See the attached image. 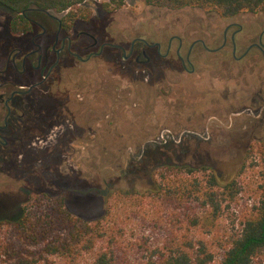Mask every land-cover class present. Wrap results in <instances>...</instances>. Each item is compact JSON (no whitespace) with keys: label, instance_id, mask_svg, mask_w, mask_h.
Returning a JSON list of instances; mask_svg holds the SVG:
<instances>
[{"label":"rangeland","instance_id":"obj_1","mask_svg":"<svg viewBox=\"0 0 264 264\" xmlns=\"http://www.w3.org/2000/svg\"><path fill=\"white\" fill-rule=\"evenodd\" d=\"M106 1L86 2L90 19L77 20L68 32L75 36L87 31L99 43H120L128 51L134 38L143 37L161 42L163 53L170 36L181 35L183 56L197 37L211 34L206 42L213 48L222 42L226 19L215 12L157 8L145 0H125L121 8L107 10ZM47 14L30 12L29 17L52 32L65 13ZM13 16L0 7V69H5L10 51L22 49L24 54L35 49L31 36L11 35ZM236 18L242 22L256 17L246 12ZM41 31L34 26L32 34ZM51 39L36 40L46 45ZM79 39L92 43L85 35ZM177 45L174 40L167 58L148 49L150 59L144 62L135 56L124 59L112 48L86 62L70 58L29 93L21 131L11 134V128L9 145L0 146V218L15 217L29 197L46 192L65 195L75 215L93 219L111 191L148 188L156 172L170 164L210 168L224 183L237 180L242 191L233 206L236 210L255 203L264 180L257 153L264 141V95L257 89H264V60L255 72L251 67L242 72L229 54L208 53L197 45L192 54L196 71L190 73L181 68ZM98 50L99 45L80 53L86 57ZM8 79L28 87L42 76L29 67L26 74H19L10 65L2 77ZM243 84L256 86L249 101L240 92ZM230 214L231 219L226 214L221 219V228L239 229V223L232 222L236 215ZM203 225L193 234L208 241L219 259L224 232ZM163 227L146 222L133 237L161 246L170 225Z\"/></svg>","mask_w":264,"mask_h":264},{"label":"trees","instance_id":"obj_2","mask_svg":"<svg viewBox=\"0 0 264 264\" xmlns=\"http://www.w3.org/2000/svg\"><path fill=\"white\" fill-rule=\"evenodd\" d=\"M92 1L0 0V7L14 13L9 30L20 38L33 30L30 12L65 13L61 25L70 30L77 20L90 19L84 4ZM145 2L171 10L200 8L223 18L264 11V0ZM124 3L107 0L104 6L115 10ZM257 153L264 169V141ZM208 169L164 165L148 188L111 191L103 210L93 219L75 215L67 207L65 195L37 193L23 202L18 215L0 218V264H264V180L258 186L256 202L239 211L233 208L242 191L239 182L224 183ZM230 212H238L232 222L239 223V229L221 228V219L225 214L231 219ZM146 222L160 229L170 225L163 245L139 236L134 239V232ZM203 224L224 232L219 259L208 241L193 234Z\"/></svg>","mask_w":264,"mask_h":264},{"label":"flooded vegetation","instance_id":"obj_3","mask_svg":"<svg viewBox=\"0 0 264 264\" xmlns=\"http://www.w3.org/2000/svg\"><path fill=\"white\" fill-rule=\"evenodd\" d=\"M44 13L47 14L46 11ZM250 13L256 17L254 20L240 22L236 20L237 15L225 18L226 23L223 29L222 42L219 46L213 48L209 45L210 43H207L209 42L207 40L212 38L211 34L206 35L207 37L205 36V38L197 37L190 43L185 56L181 54L185 46L184 36L181 35L170 36L164 53L162 52L161 42H150L143 37L134 38L128 51L126 47L120 43L108 40L99 43L98 38L87 31H82L74 36L68 32L69 30L62 28L61 19H58L57 28L49 32L44 26L31 18L33 28L34 26H40L42 28V31L39 33L32 34V30V32L26 35L28 37L31 36V42L35 46V49L24 54L22 49L10 51L6 60L5 69H0V146L7 147L9 145V141L6 138L7 135H10L9 131L11 128H13L12 131H10L11 134H16L21 131V118L26 115L23 107L29 106L27 102L25 103V97L35 88L42 85L56 69L61 67L65 61L70 58H76L79 61L86 62L92 57L102 55L106 48H112L121 52L124 59L135 56L137 62H144V60L149 61L150 59L147 54L148 49H153L160 58H167L172 50L174 40H177L178 45L175 50V55L181 63V68L185 71L190 73L196 71L195 62L192 60V54L195 47L200 45L202 49L208 53L222 52L229 54L239 63L242 72H246L250 67L252 71L255 72L259 69L258 67L261 59L264 60V11ZM82 35L89 37L92 43L83 44L79 39ZM44 36L49 38L52 37L51 40L47 41L46 45H43L41 42L38 43L36 40ZM98 45V51H92L86 57L81 55L80 50H89ZM51 53L55 55L54 61L51 60ZM92 53L99 54L94 55ZM20 56H22L21 59H19ZM89 56L90 58H88ZM140 58H143V60H140ZM10 65L19 74H26V72H28V67L32 72L38 71L42 76V80L30 84L28 87L9 79L2 80V77L8 71ZM257 89L264 95V89ZM240 92L243 99L249 101L251 100V94H255L256 92V86L252 85V88H249L247 85L243 84ZM6 118L7 121L5 123Z\"/></svg>","mask_w":264,"mask_h":264},{"label":"water","instance_id":"obj_4","mask_svg":"<svg viewBox=\"0 0 264 264\" xmlns=\"http://www.w3.org/2000/svg\"><path fill=\"white\" fill-rule=\"evenodd\" d=\"M102 48H103V46H102ZM92 54H94V55H98L99 53H92ZM91 56V55H90ZM90 56L88 57V58H90ZM38 84V83H37ZM8 118V117H7ZM7 118H6V120H5V123H6V121H7Z\"/></svg>","mask_w":264,"mask_h":264}]
</instances>
